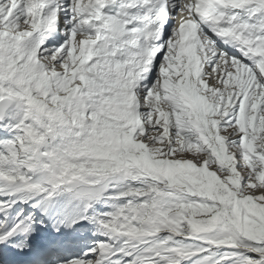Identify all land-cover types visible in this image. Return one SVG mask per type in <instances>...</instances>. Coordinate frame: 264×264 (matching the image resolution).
<instances>
[{"label":"snow or ice","instance_id":"1","mask_svg":"<svg viewBox=\"0 0 264 264\" xmlns=\"http://www.w3.org/2000/svg\"><path fill=\"white\" fill-rule=\"evenodd\" d=\"M0 133V264H264V0H0Z\"/></svg>","mask_w":264,"mask_h":264},{"label":"bare ground","instance_id":"2","mask_svg":"<svg viewBox=\"0 0 264 264\" xmlns=\"http://www.w3.org/2000/svg\"><path fill=\"white\" fill-rule=\"evenodd\" d=\"M0 135H3V133H0ZM73 255H75V254H73ZM72 256V255H71Z\"/></svg>","mask_w":264,"mask_h":264}]
</instances>
